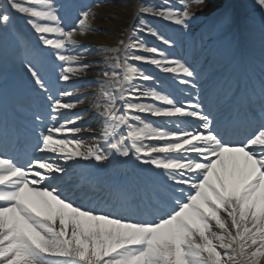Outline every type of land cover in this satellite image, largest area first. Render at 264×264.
I'll return each instance as SVG.
<instances>
[{
  "label": "snow or ice",
  "instance_id": "obj_1",
  "mask_svg": "<svg viewBox=\"0 0 264 264\" xmlns=\"http://www.w3.org/2000/svg\"><path fill=\"white\" fill-rule=\"evenodd\" d=\"M256 3L264 12V0ZM178 5H142L136 15L160 17L190 32L200 20L196 10L207 9L213 30L247 27L236 0H178ZM64 7L56 0H0V41L16 36L14 10L60 62L54 78L35 52H21L42 109L31 113L39 129L36 150L52 156L23 160L0 148V264H264V89L258 112L249 103L242 121L218 118L198 96L177 100L170 84L157 83L138 64L154 65L192 89L198 88V73L187 61L148 46L145 32L170 47L175 42L141 19L115 46L96 49L105 65L94 104L105 151L78 137L82 116L67 112L83 101L76 96L70 102L74 93L60 86L92 67L91 49L77 37L98 31L93 8L99 4L75 8L69 0L75 22L67 25ZM74 49L76 54H65ZM137 78L152 84L145 90L133 83ZM149 98L151 103L133 102ZM241 123L243 139L226 138ZM114 156L160 170L163 186L122 190L115 209L97 210L65 194L68 162L104 164ZM134 200L155 209L151 218H135V209L127 206Z\"/></svg>",
  "mask_w": 264,
  "mask_h": 264
},
{
  "label": "bare ground",
  "instance_id": "obj_2",
  "mask_svg": "<svg viewBox=\"0 0 264 264\" xmlns=\"http://www.w3.org/2000/svg\"><path fill=\"white\" fill-rule=\"evenodd\" d=\"M123 16H125V13L119 7L116 8L115 10L107 11L106 16L104 17L105 19H103V20L99 19L96 21V28L102 29L100 36H95L94 33L91 32L89 34L77 37V39L80 41V43L82 45H85L89 49H91V54L87 57V60L92 63V67L88 70L89 72L82 74L79 77H73V79L70 80L69 82H67V84H65L63 82V84L61 86L62 88H66L68 91H72L74 93V97L70 99V102H75L76 96H79L80 99L83 101V103L78 104L76 106V108H74L72 110H68L67 114L69 116H71L73 113H79L82 116V119L80 121L76 122V126L84 129L81 133L78 134V137L83 139L86 142L99 143L100 139H102L100 137V132L102 129V120L96 114V109L94 107V104L96 101L97 93L99 92L98 88L100 86L99 83H97L96 77L100 76L99 73H100L101 69L105 67V65L101 62L102 57L100 54H98L96 52V49L100 48L101 46H109V47L114 46V44H116L119 41L118 32H119V28H121L120 25L123 22V20H122ZM151 17H153L155 19L157 18V21L172 25V23L170 21H166L160 17H156V16H151ZM135 20L136 21H134V23L136 24V28H139L141 26V24H140L141 18H137ZM144 21H146V20H144ZM147 24H148V26H150L156 30H159V31L163 30V28L156 27L155 24L150 22V21H148ZM174 26H175L174 28L180 27V26H177L175 24H174ZM251 30H252L251 35L253 38H258L261 36V34L259 33V31L257 29L252 28ZM143 34H144V37L141 34L142 38L145 40V42L148 44V46H150V47L156 46L161 51H163L165 54H167L169 59H176V57H174V55L171 54V52H170L171 48H173V46L170 47L168 45L163 44L161 41L155 39L154 37L147 35L146 32ZM145 36L149 37V38H145ZM45 50L47 52L51 53V49L45 48ZM76 51L77 50H75V49L70 50V52H72V55L76 54ZM180 57H181V59L179 58L180 60H185L186 59L185 53L180 54ZM49 58L51 61H52V59L55 60V58L53 56L49 57ZM157 58H159V57H157ZM46 63H48V61H46ZM41 64L43 65V62H41ZM213 64H216V63H213ZM146 65L150 69H158L154 65H150V64H146ZM22 69H23V67H19L18 72L20 74H22L23 76H25L24 79L26 82H28V76H27L26 72L23 71ZM159 70H161V69H159ZM199 74L203 75L202 72H199ZM227 75H229V71H227ZM230 77L233 78L232 73H231ZM168 79H170L173 82H178V80L173 79L172 74L170 75V77ZM220 81H222V80H220ZM95 83H97V84L95 85ZM134 84L137 86L143 87L145 90H147V88L149 87V86H146L143 81H141V83L136 81V82H134ZM228 87L231 88L232 84H229ZM189 88H190V92H188V94L190 95L191 99L194 100L196 98L195 94L198 92L200 87H198L197 89H192L189 86ZM224 89H226V87H224ZM65 99H69V98H65ZM133 102L151 103L152 101L149 98V99H144L142 101H133ZM184 102L187 103L188 100H184ZM213 106L214 105L211 104V107H213ZM60 123H63V121H60ZM159 123H161V122H159ZM89 129H92L94 131H89ZM69 138H71V135L69 136ZM145 143L146 144L151 143V141H145ZM103 146H104L105 151H107L108 150L107 145L104 143ZM51 156H52V154H50V153H43L41 157H51ZM115 161H116V159H111L109 161V163L112 164ZM60 162L63 163V161H60ZM79 163H80V160L78 161V164ZM130 165L133 166V169H131L132 173H133L132 176H134L136 174V171L138 170L142 174L146 175L147 179L151 181V184L157 183V184L161 185L160 184V178L162 175L161 172L157 175V174H155L156 172L154 171V169H140L141 166L142 167H145V166L138 163L137 161H135L134 157L130 161ZM76 166H77V163L68 162L66 167L68 169V175L69 176H73ZM85 172H86V169H82L81 173L83 174ZM130 174H131V172H130Z\"/></svg>",
  "mask_w": 264,
  "mask_h": 264
},
{
  "label": "rangeland",
  "instance_id": "obj_3",
  "mask_svg": "<svg viewBox=\"0 0 264 264\" xmlns=\"http://www.w3.org/2000/svg\"><path fill=\"white\" fill-rule=\"evenodd\" d=\"M124 1H129L130 2L131 6H129V8H131V11H129L127 9V6L126 7L125 6L123 7V0H91V4L90 5L99 4V7H94L93 8V10L97 13V19L93 22V26L96 25V21L97 20H99V19L100 20L105 19L104 17L106 16V12L107 11L115 10L116 8L119 7L126 14L125 16H123V19H122L123 22L120 25V27L124 31L125 28H126V25L124 23H128V22L131 21V19H130L131 14L134 13V11H137V8L139 6L147 5L148 4L147 2H153V0H150V1L149 0H143L142 3H140L139 5H136L135 2H133V0H124ZM165 2H167V1H165ZM259 12L262 13V16L264 18V12H262V11H259ZM200 14L201 15H204L205 14V11L203 13H200ZM198 24H199V21L196 24H194L193 27L195 28L196 26H198ZM121 28H119V29H121ZM94 32H95V36H100V33L102 32V29L99 28L98 31H94ZM187 32H189V31H187ZM190 33H192V30L190 31ZM5 43L7 44L6 40H5Z\"/></svg>",
  "mask_w": 264,
  "mask_h": 264
}]
</instances>
